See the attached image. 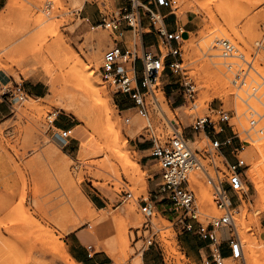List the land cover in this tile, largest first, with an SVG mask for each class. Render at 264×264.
Instances as JSON below:
<instances>
[{
    "label": "rangeland",
    "instance_id": "obj_1",
    "mask_svg": "<svg viewBox=\"0 0 264 264\" xmlns=\"http://www.w3.org/2000/svg\"><path fill=\"white\" fill-rule=\"evenodd\" d=\"M9 1L0 0V264H70L65 253H69L68 239L78 234H83L87 246L99 253L98 262L105 264H133L139 254H142L143 261L147 255L155 254V264H163L158 249L145 247L144 238L152 235L164 248V257L169 264H199L196 263L198 260L188 258L179 240L183 232L157 204L159 165L150 157V150L139 151L135 146V143L146 142L142 136L149 120L140 116L123 95L115 93L103 80L104 56L115 47V41H121V37L100 26V12L112 11L116 0H16L13 6L8 5ZM176 1L179 22L194 29L182 46L183 68L187 74L172 76L166 70L165 74L170 77H165V83L174 86L176 91L179 89L174 95L179 103L172 105V97L168 96L169 103L161 92L163 113L156 114L152 121L157 135L162 134L166 139L174 135L167 121L178 120L182 124L180 131L187 136L192 132V124L197 118L208 115L210 108L223 107L231 113L230 123L234 131L244 141H249L242 156L250 170L244 176L246 191L241 200L234 199L233 206L234 230L244 243L245 259L237 262L229 259L226 264H255V259H258L256 264H264V213L258 214L262 206L259 198L264 201V196L251 175L256 167L258 181L264 182L259 178L260 173L264 176V154L256 149L264 146V134L252 131L249 138L244 133L249 129V106L263 110L264 48H259V44L264 39V0H259L256 7L252 0ZM86 4L96 13L91 21L85 20L87 16L82 13ZM195 5L202 6V9L196 10ZM165 12L175 18L170 9ZM39 15L48 23L53 22L59 34H44L42 27L33 26L32 18ZM155 19L157 28L163 29L162 19L156 16ZM125 36L131 45L140 43L139 35L133 31ZM220 39L231 41L248 61H253L252 55H255L253 69L237 58L221 57L220 51L213 49L214 43ZM63 44L71 46L91 72H95L112 121L126 137V146L125 140L120 145L121 155L127 157L115 156L108 151L106 130L95 115L86 117V109L95 103L94 96L83 81L80 83L79 79L70 76V68L62 67L55 57ZM48 47H51L52 54L47 53ZM41 49L45 55L38 53ZM163 51L166 55L167 51ZM239 67L248 74L245 86L239 82L234 84ZM212 70L224 79V87L216 89ZM186 76L190 79H185ZM188 80L195 83L196 93L193 98L187 96L185 99L182 85ZM33 88L39 93H33ZM252 88H256V97L248 98V94L254 93ZM126 118L130 119L128 124ZM63 126L73 129L66 149H62L53 138L54 132ZM193 135V138L187 137L195 143H190L194 150H204L210 144L203 132ZM220 136L218 139L221 140ZM90 143L100 147L103 153L86 151L84 145ZM235 143L240 144L238 140ZM254 150L261 155L256 152L254 156ZM224 152L230 161L235 160L230 147ZM60 161L67 165L66 179L57 174L56 164ZM134 163L140 165V172L147 179L146 187L137 183ZM203 164L213 173L209 160ZM192 178L201 212L199 219L207 226L224 212L215 204L213 190L204 173L197 170ZM201 188L209 191L214 207L202 206ZM126 193H132L133 197L127 198ZM83 197L90 199L94 207ZM141 197L149 199L152 206L147 218L140 205ZM77 202L94 215V220L81 214ZM105 217L109 222L108 229L104 230L96 221ZM147 219L152 222L149 227L145 224ZM97 231L104 234L99 239L95 236ZM121 231L120 241L128 244L126 251L121 249V242L116 244V250L105 248L104 241L116 237ZM248 238L256 241L258 257L255 259L247 249ZM203 255L206 258L208 251L205 250Z\"/></svg>",
    "mask_w": 264,
    "mask_h": 264
},
{
    "label": "built area",
    "instance_id": "obj_2",
    "mask_svg": "<svg viewBox=\"0 0 264 264\" xmlns=\"http://www.w3.org/2000/svg\"><path fill=\"white\" fill-rule=\"evenodd\" d=\"M177 6L176 0H124V3L116 9L101 12L100 26L116 33L125 25L126 29L140 37L144 33L141 26L143 13L151 16L155 26L156 19L152 8L170 9L176 16ZM159 34L163 38L161 45L150 50L143 48L141 37L140 43H133L132 48L124 50L115 41V47L109 49L104 56L103 80L115 90V93L123 95L140 116L149 120L150 123L145 127L146 133L142 137L150 143V157L160 167L156 191L158 193L157 204L162 206L160 210L162 213L171 216L173 224L183 234L190 233L211 241L213 248H210L206 258L203 256L200 264H226L227 259H232L234 262L244 260L242 241L238 232L234 230L233 206L235 205L234 199L241 200V196L246 191L244 176L247 175L250 167L242 154L246 148L245 144L249 141H244L240 134L234 131L230 123L231 113L223 107L210 108L208 115L197 118L191 126L194 134L203 132L209 138L210 144L204 150H194L191 147L190 139L183 131H180L182 124L178 120L167 121L172 126L173 136L164 139L162 134L157 135L152 119L156 114L163 113L161 92L169 102L163 82L165 72L169 70L172 76L187 74L183 68L182 59V46L186 40L184 27H178L174 31H166L163 28L159 30ZM259 48H264V39L259 44ZM163 49L167 51L166 55ZM213 49L219 50L221 57L237 58L250 70L253 69L255 55H252L253 61H248L246 55L241 53L231 41L217 40ZM169 58L172 60L168 62ZM247 76V72L239 67L235 74L234 84L237 85L239 82L241 86H245ZM185 79L190 78L186 76ZM182 86L185 88L183 91L185 99L187 96L193 98L196 93L195 83L188 80ZM252 90L254 93L248 94V98L256 97V88ZM21 99H24L23 96ZM244 102L247 101L244 100ZM175 103L173 99L172 105ZM261 104L262 111L249 106V129L244 132L249 138L252 131L264 134V102ZM125 121L128 124L130 119L126 118ZM226 126L232 130L233 135L221 141L218 136L224 132ZM72 132L73 129L60 128L54 132L53 138L62 149H66L72 139ZM237 140L240 142L239 145H235ZM226 147L232 149L234 161H230L225 154L224 148ZM216 158H220L221 161L217 162ZM206 160L210 161L213 173L204 166L203 161ZM197 170L204 173L213 190L215 204L224 212L221 217L216 218L207 226H204L199 219L201 212L197 206L196 185L192 178V174ZM126 195L127 198L133 197L132 193H126ZM140 205L146 218L149 217L152 212L149 199L141 197ZM195 223H198V226H195ZM145 224L149 227L152 222L147 219ZM138 238L140 239V236ZM143 241L148 250L155 248L161 252L163 264H169L164 257V248L160 242L154 240L153 235L150 238L145 237ZM223 245L229 246V258H224L222 255Z\"/></svg>",
    "mask_w": 264,
    "mask_h": 264
},
{
    "label": "bare ground",
    "instance_id": "obj_3",
    "mask_svg": "<svg viewBox=\"0 0 264 264\" xmlns=\"http://www.w3.org/2000/svg\"><path fill=\"white\" fill-rule=\"evenodd\" d=\"M16 0H10L9 1V6H13L15 4ZM83 2V1H82ZM259 4V0H252V5L254 7L258 6ZM83 5V4H82ZM195 7V9L199 10V9H202V6H193ZM81 8V7H80ZM36 14V13H35ZM41 15H39V17L37 18H32V24L33 26L35 27H42V33H52L53 35L54 34H59V30L58 28L54 25V23L51 21L48 23L47 20H44L43 18L40 17ZM156 17L158 18H161L163 20V18L160 16V15H156ZM51 18V17H50ZM161 20V22H162ZM55 37V36H54ZM194 40V39H193ZM192 40V41H193ZM201 40V39H200ZM57 42V41H56ZM55 42V43H56ZM196 43V42H195ZM65 44V43H64ZM63 44V47L59 46L58 48V52L55 53V57L59 59V62L60 64L62 65V67H69L70 68V76L79 79L80 80V83H81V80L83 81V83L87 86L86 88H88L91 92V94L94 96V100H95V103L93 106H91L89 108V110L86 109V117H89L91 118L92 116L91 115H95V119H97V121L103 126V128L106 130V139L108 140V145H107V149L108 151L112 152L115 156H119V157H124L125 156L127 157L126 154H123L121 155V142H123L124 140V146H126V137H123V135L121 134L120 131H118L116 129V124L113 123L112 121V114L108 108V102L106 100H104L102 98V91H101V88H100V84H98V79L95 78V72H91L92 70H90V67L85 65L81 59V57L75 52V50L71 47V46H68V47H65ZM197 44V43H196ZM201 44V43H199ZM58 44H56L57 46ZM193 45V44H192ZM196 46V45H195ZM53 47V46H52ZM65 47V48H64ZM199 47H202V45H200ZM198 47V48H199ZM192 48V47H191ZM51 47L47 48V53H50L52 54L53 51L50 50ZM54 51H57V50H54ZM193 51V50H192ZM197 52V51H196ZM200 52V50H199ZM39 54H44L43 53V49H41L39 52ZM47 58V57H46ZM68 68V69H69ZM90 72V73H89ZM89 74V75H86V74ZM212 76H213V79H214V86H216V89L218 88H222L225 86L226 82L224 81V79L218 74L217 71H213L211 72ZM98 76V75H97ZM98 80V81H97ZM213 82V81H212ZM83 84L84 88H85V85ZM82 91L85 90V89H81ZM79 91V90H78ZM216 91V90H215ZM219 91V90H218ZM80 94V93H79ZM77 95V96H80V95ZM85 94V93H84ZM86 95V94H85ZM84 95V96H85ZM104 95V94H103ZM83 96V97H84ZM76 97V96H75ZM74 97V98H75ZM81 97V96H80ZM79 97V98H80ZM87 97V96H86ZM73 98V99H74ZM90 98V97H89ZM86 99V98H85ZM81 100V99H80ZM87 100V99H86ZM76 101V100H75ZM73 101V103L75 102ZM83 101V100H82ZM79 102V101H78ZM86 102V101H85ZM71 103V102H70ZM67 104V103H66ZM79 104V103H78ZM81 104V103H80ZM87 104V103H86ZM90 106V104H88ZM86 105V107L88 106ZM242 105V104H241ZM69 106V104H68ZM76 106V105H75ZM82 106V105H80ZM84 106V105H83ZM35 107V106H34ZM243 107V106H242ZM71 108V107H70ZM81 108V107H80ZM93 108V109H92ZM63 109V108H62ZM68 109V107H67ZM259 109V108H258ZM35 110V109H34ZM242 110V109H241ZM32 111V110H31ZM75 112V111H74ZM78 112V111H77ZM76 112V113H77ZM83 113H84V110H83ZM72 114V113H71ZM75 114V113H74ZM39 115V114H38ZM79 115V114H78ZM77 116V115H75ZM80 117V115H79ZM81 118V117H80ZM88 118V119H89ZM166 118V117H165ZM85 119V118H84ZM83 121V116H82V119ZM89 121V120H88ZM190 143L192 145H195V143L193 141L190 140ZM93 144V143H92ZM91 143L88 144V145H84V149L86 151H91V150H96L98 153H103V150L100 149V147L96 148L97 145L94 146V144L92 145ZM256 148V147H255ZM259 152H261V154H264V146H257L256 148ZM56 151V150H55ZM256 150H254L253 154L254 156H256V152H258ZM258 152V153H259ZM260 154V153H259ZM260 154V155H261ZM55 156V155H54ZM258 157V156H257ZM260 158V157H259ZM128 160V159H127ZM53 161V160H52ZM136 165H134V167L136 168V172L138 174V177L136 178V181L137 183L139 184H142L143 186L146 187V178H145V175L144 173H141L140 172V165L137 164V163H134ZM257 164V163H255ZM69 165V164H68ZM138 166V167H137ZM256 169V170H255ZM254 170L251 171V175H252V178H253V181L254 183H256L257 185V188L258 190L261 191V195L264 196V182H262L261 180V183L260 181H258V177L256 176V173H259L258 172V169L255 167ZM56 171H57V174L59 175V177H61L62 179H66L67 178V165L66 164H63V162L61 163H58L56 164ZM256 171V172H254ZM69 175V173H68ZM259 175V174H258ZM69 177V176H68ZM259 178H262L264 179V176L262 173H260L259 175ZM264 181V180H263ZM198 183V182H197ZM208 189V188H207ZM200 192V198H201V203H202V206H204L205 208H210V207H214V203H213V200H212V197L211 195L209 194V191H206L205 189H200L199 190ZM85 198V200L88 202V204L92 205L91 207L93 208L94 205L92 203V201L90 199H88L87 197H83ZM264 198V197H263ZM261 200V203H262V206H261V209L259 211L258 214H262L264 213V201L259 198ZM85 203V202H84ZM260 203V204H261ZM76 206L78 208V210L81 212V214L88 220H94V215L90 214V212L88 211H85L83 209V207L81 206L80 203H76ZM258 207V206H257ZM259 208V207H258ZM257 208V209H258ZM244 209V207H243ZM96 211V210H95ZM258 211V210H257ZM244 212V211H243ZM209 215V213H207ZM262 216V215H261ZM83 217V218H84ZM82 218V219H83ZM90 221V222H91ZM242 221V220H241ZM108 217H105L104 219H101V220H97L96 221V224L99 226V228H102V229H108ZM243 222V221H242ZM82 223V222H81ZM260 225V224H259ZM119 231H120V228H119ZM124 234V233H123ZM102 235L104 234H101L99 233L98 231L96 232V238L99 239ZM121 235V236H120ZM125 235V234H124ZM123 235V236H124ZM122 237V231H121V234L120 232H117V235L116 237H113V238H110L106 241H104L105 243V248H108L109 250H116L117 249V246L116 244H119L120 245V239ZM126 237V235H125ZM124 237V238H125ZM119 241V242H118ZM124 241V240H123ZM127 242V241H126ZM247 243H248V248L249 249V252H250V255H251V258L252 259H255L256 257H258V247H257V244H256V241H254L252 238H248L247 239ZM242 246H243V250H244V243H242ZM121 249L123 251H126L127 247H128V244L125 243V242H121ZM103 249V248H102ZM66 256H67V259L69 261H71L72 264H78L76 262V260H74L71 255L66 252ZM263 256H264V252H263ZM229 260V259H227ZM256 263L258 262V259H255L254 260ZM70 263V264H71ZM255 263V264H256ZM133 264H143V258H142V254H139V256H137L135 259H134V263Z\"/></svg>",
    "mask_w": 264,
    "mask_h": 264
},
{
    "label": "crops",
    "instance_id": "obj_4",
    "mask_svg": "<svg viewBox=\"0 0 264 264\" xmlns=\"http://www.w3.org/2000/svg\"><path fill=\"white\" fill-rule=\"evenodd\" d=\"M143 1H146V0H143ZM123 3H124V0H116L114 9L121 6ZM165 10L166 8H152V12L155 14V16L160 15L163 18V28L166 31H174L178 27L183 26L185 29V37L186 38L189 37L191 33L194 31L193 27L187 26L185 24H181L177 16H175V18H170V14L166 13ZM82 13H84L87 16L85 18V20L87 21H91V18L94 19L95 14H96L95 11L87 4L84 6ZM171 14L173 13L171 12ZM101 21H102V14H101L100 23ZM141 26L144 30H148V32H144L140 36L144 49L150 50V49H154L158 45H161L163 38L159 34L160 29L157 28L156 24L154 26L151 20V16L148 15L147 13H143L141 16ZM129 32H132V31L126 29L125 25H123V27H121V29L117 32L121 37V41H117V43L123 50L126 48H132L131 47L132 45L128 43V41L126 40V36H125ZM155 52L157 51L155 50ZM169 61L170 59L168 60V62ZM138 68H140V66H138ZM168 76L169 75L165 74L163 77L165 93L167 96H171L176 102L175 104H177L179 103L178 98H176L174 95L176 92L179 91V89L176 91L174 86H170L171 84L168 85L165 83V77H168ZM33 93L38 94L39 93L38 89L33 88ZM232 135H233L232 130L226 126L224 128L223 134H221L220 136L221 141H224L227 138L232 137ZM187 136H190L191 138L194 137L191 131L189 134H187ZM135 146L138 148L139 151H147L150 148V143L148 142L140 143L139 142V143H135ZM227 157L229 158L228 155ZM263 228H264V224H263ZM180 235H181L179 239L180 244L183 250L185 251L186 255L189 256L188 258H193L195 259V261L198 260V262L196 263L200 264L204 256L203 252L205 250L209 252L210 248L212 247L211 241L202 239L199 236L190 234V233L180 234ZM87 245H88V242L86 241L83 234H78V236L77 235L71 236L68 239L69 254L74 260H76L78 264H99V263L105 264V263H102L101 261L98 262L97 258H98L99 253L96 250H94L92 246L90 247ZM221 251H222V255L224 258H229L230 251H229L228 245H223L221 247ZM150 259H154V260L152 261ZM155 260H156L155 254H151V255H147V258L143 262L144 264H155Z\"/></svg>",
    "mask_w": 264,
    "mask_h": 264
}]
</instances>
